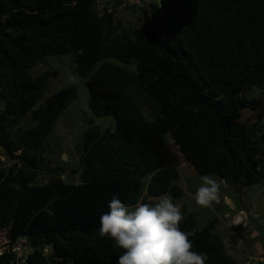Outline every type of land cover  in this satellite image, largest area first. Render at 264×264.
Listing matches in <instances>:
<instances>
[{"label":"trees","instance_id":"obj_1","mask_svg":"<svg viewBox=\"0 0 264 264\" xmlns=\"http://www.w3.org/2000/svg\"><path fill=\"white\" fill-rule=\"evenodd\" d=\"M98 2L0 0V231L30 241L29 264H116L123 249L99 235L100 216L113 196L130 208L163 194L181 199L180 156L190 172L234 184L238 194L264 181V124L243 119L244 93L264 83V0H161L164 34L148 21L117 25ZM64 55L88 78L94 115L114 117L117 127L90 123L77 183L56 176L39 185L49 166L44 141L78 90L34 110L49 77L30 71ZM140 94L158 110L152 121L137 106ZM28 116L34 126L23 128ZM180 227L195 229L193 251L206 253V264H237L214 224L201 230L190 215ZM13 261L0 255V264Z\"/></svg>","mask_w":264,"mask_h":264},{"label":"rangeland","instance_id":"obj_2","mask_svg":"<svg viewBox=\"0 0 264 264\" xmlns=\"http://www.w3.org/2000/svg\"><path fill=\"white\" fill-rule=\"evenodd\" d=\"M161 0H111V10L115 12V23L124 28H138L143 22L148 21L151 27L156 26L163 34L167 30V24L161 10ZM102 13L104 3L97 5ZM105 62L118 65L129 71H136V67L122 64L116 60ZM100 66V65H99ZM74 56H50L39 62L30 71L33 78L48 75L47 86L34 110L44 107L47 100L63 89L76 87L78 97L58 119L52 135L44 141L46 147L45 159L48 168L39 173L37 184L44 185L53 177L63 176L66 182H78L75 173L81 168V154L83 153V135L89 130L93 122L102 131L115 130L117 122L114 117L97 118L92 112L89 101L90 91L87 86L88 78L80 76L75 71ZM264 86V83L262 84ZM253 87L244 93L245 109L243 119L249 124L260 122L264 124V87ZM137 106L141 113L149 120H154L158 110L152 106L142 94L138 96ZM0 105V110L2 109ZM23 128L34 126L31 116L25 118L20 124ZM164 138L177 153L172 138L164 133ZM181 157L183 166L180 169L181 178L176 183L184 191L181 199L172 197L173 202L181 207L183 217L194 216L199 228L204 230L214 224L213 233L225 244L227 254L237 264H264V181L251 186L241 194L228 189L216 176L220 184V200L211 208L197 205L194 195L199 187L200 177L190 172V166ZM3 165L8 166L5 158ZM5 167V166H4ZM59 168L58 174H53V169ZM227 198L231 203L227 202ZM244 212V222L239 224L235 216ZM246 219V221H245ZM235 221V222H234ZM246 226H242L245 225ZM8 235L7 230H1ZM0 232V233H3ZM0 239H3L1 235Z\"/></svg>","mask_w":264,"mask_h":264},{"label":"clouds","instance_id":"obj_3","mask_svg":"<svg viewBox=\"0 0 264 264\" xmlns=\"http://www.w3.org/2000/svg\"><path fill=\"white\" fill-rule=\"evenodd\" d=\"M200 180L194 199L197 205L211 208L220 200V184L211 174ZM154 199V203L141 202L130 208L113 196L108 211L100 216L99 235L110 237L123 249L116 264H206L207 254L193 251L190 237L195 229L188 232L180 227L181 207L168 194Z\"/></svg>","mask_w":264,"mask_h":264},{"label":"built area","instance_id":"obj_4","mask_svg":"<svg viewBox=\"0 0 264 264\" xmlns=\"http://www.w3.org/2000/svg\"><path fill=\"white\" fill-rule=\"evenodd\" d=\"M132 2V0H129ZM238 224L239 222H244V212H240V216L235 220ZM246 221V219H245ZM242 226H246L242 225ZM3 232V231H0ZM3 236V239H0V255H4L6 253L14 256L13 264H29V256L33 253L34 248L32 247L30 241L26 237L18 238L15 241H12L8 238L4 232L0 233ZM48 249L45 250L47 252Z\"/></svg>","mask_w":264,"mask_h":264},{"label":"crops","instance_id":"obj_5","mask_svg":"<svg viewBox=\"0 0 264 264\" xmlns=\"http://www.w3.org/2000/svg\"><path fill=\"white\" fill-rule=\"evenodd\" d=\"M100 2L101 3H104V9L106 10V7H107V5H109V7H108V10H110V11H112L111 10V0H99V2H98V4H100ZM182 166H183V163H182ZM223 183H225L224 181H222ZM227 202L228 203H231V200L229 199V198H227ZM232 204V203H231ZM240 216V213H238L236 216H235V220L237 219V217H239ZM235 222V221H234Z\"/></svg>","mask_w":264,"mask_h":264},{"label":"water","instance_id":"obj_6","mask_svg":"<svg viewBox=\"0 0 264 264\" xmlns=\"http://www.w3.org/2000/svg\"><path fill=\"white\" fill-rule=\"evenodd\" d=\"M109 5H107L106 10H108ZM228 189L237 192V187L234 184L225 183Z\"/></svg>","mask_w":264,"mask_h":264}]
</instances>
